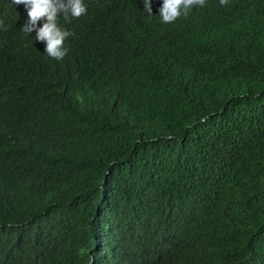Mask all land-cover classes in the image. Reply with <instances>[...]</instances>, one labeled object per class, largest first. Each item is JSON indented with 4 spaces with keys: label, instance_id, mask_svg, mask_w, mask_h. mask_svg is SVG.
Wrapping results in <instances>:
<instances>
[{
    "label": "trees",
    "instance_id": "trees-1",
    "mask_svg": "<svg viewBox=\"0 0 264 264\" xmlns=\"http://www.w3.org/2000/svg\"><path fill=\"white\" fill-rule=\"evenodd\" d=\"M84 3L0 0V264H264V0Z\"/></svg>",
    "mask_w": 264,
    "mask_h": 264
},
{
    "label": "clouds",
    "instance_id": "clouds-1",
    "mask_svg": "<svg viewBox=\"0 0 264 264\" xmlns=\"http://www.w3.org/2000/svg\"><path fill=\"white\" fill-rule=\"evenodd\" d=\"M221 6H227L228 0H219ZM14 4H23L28 16L21 31L26 35L35 32V40L45 44V53L52 59L63 60L69 49L65 41L74 33L62 27L60 17L65 20L79 19L87 15L84 0H13ZM206 0H163L159 8V17L164 24L174 23L181 16H188L193 8H203ZM144 11L152 14L151 0H144ZM42 26H41V23ZM0 29L7 30L0 19Z\"/></svg>",
    "mask_w": 264,
    "mask_h": 264
}]
</instances>
